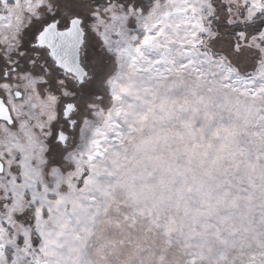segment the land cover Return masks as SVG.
I'll return each mask as SVG.
<instances>
[{
	"label": "snow or ice",
	"instance_id": "1",
	"mask_svg": "<svg viewBox=\"0 0 264 264\" xmlns=\"http://www.w3.org/2000/svg\"><path fill=\"white\" fill-rule=\"evenodd\" d=\"M0 264H264V0H0Z\"/></svg>",
	"mask_w": 264,
	"mask_h": 264
}]
</instances>
